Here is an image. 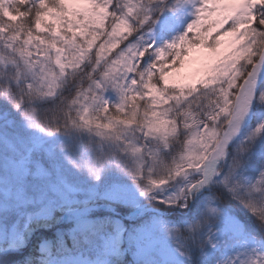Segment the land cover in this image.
Returning a JSON list of instances; mask_svg holds the SVG:
<instances>
[{
  "label": "trees",
  "instance_id": "trees-1",
  "mask_svg": "<svg viewBox=\"0 0 264 264\" xmlns=\"http://www.w3.org/2000/svg\"><path fill=\"white\" fill-rule=\"evenodd\" d=\"M183 1L185 0H116L112 8L117 15L124 14L125 18L138 28L139 42L136 47H149L146 38L149 29L155 22L167 17L174 7ZM40 2L41 0H31V14L22 21V27L11 25L0 17V26H6V30L0 32V54L10 62L18 61L24 72L31 76V81L48 85L53 94L48 96L45 95L46 91L42 93L37 91L34 95V103L28 105L22 100L23 85L16 77V70L13 68L5 71L0 81V114L4 116V122L14 119L16 122L22 121V124L27 127L28 122L25 121L27 116L24 113L30 112L35 124H39L43 131L53 134L74 132L77 136V145L84 148L98 146L99 151L110 152L117 157L120 181L137 184L140 187L152 184L155 186L160 183L167 189L170 188L172 178L167 185L169 171L182 161L194 134L202 131L207 124L209 128L216 129L220 138L226 125L224 119L213 122L207 117L218 111L217 105L221 104L222 93L231 79L232 65L239 60L238 67L244 69V60H240V56L252 41L247 40L242 44L239 42L232 51L216 62L199 87L192 89L190 93L187 90L168 89L164 97H160L158 93L155 96H149L143 85L149 79L153 60L147 59L142 64L139 61L129 64V61L135 60V56L134 51L123 48L127 40L112 51V45L116 42L113 36L99 27H90L87 19L81 20L77 17L73 20L71 14L66 18H60L56 13L48 12V15L59 24L58 31L37 33L32 19L38 11H45L37 7ZM47 2L54 6L52 0ZM132 6H135L133 16H127L128 8ZM19 7L24 12L28 10L27 4L20 3ZM145 17H147L145 23L140 24V20ZM206 24L205 22L189 23L182 30V35L189 32L191 25L198 26V30L193 29V34L201 33ZM93 34L98 37V40L92 41ZM36 37L42 39L44 43L41 44L40 39ZM131 38V36L128 37L129 40ZM89 41H92L93 48L103 44V51L99 55L96 51H89ZM54 47L60 51H54ZM254 50L257 55L253 59H256L264 50V45H257ZM29 53L31 55H28ZM40 53L44 55L41 56ZM57 55H61L60 65H63V68L55 64ZM29 64L33 67L29 68ZM129 67L133 68L135 75L128 71ZM134 79L136 83L132 86ZM114 85H122L125 90L131 86V92L127 94L138 95L140 99L131 107L125 106L123 111H117L116 106L121 103V95ZM97 96L109 98L108 105L113 107L107 114L102 113V105L95 99ZM185 96L187 99L184 98ZM168 97H176V99H168ZM262 97H264V80L256 93L249 121L227 148L225 158L216 168V174L208 184L207 191L202 192L190 208L172 209L157 199L153 200L148 189H139L145 192L141 196V204L145 203L152 210L166 213L170 217V221H165L163 231L153 232L154 237L167 238L172 247L188 258L189 264H222L230 247L243 237H254L264 242V211L254 215L241 203L243 200L257 209L264 210V130L257 131L258 128H264V98ZM153 99L167 100V102L153 106ZM17 100L22 101L19 108L16 107ZM74 100L77 102L73 103ZM153 112L157 113L155 117L151 115ZM85 113H87V119L95 118L100 123L114 124V131L105 133V136H98L95 128L79 127L80 117L85 116ZM133 113L135 117L131 125L125 126L117 122L133 119ZM188 114L194 116L196 123H193V119L189 118ZM160 119L174 121L175 134L167 135L166 130L172 127L171 124L166 125L164 131L149 132L147 125L158 122ZM185 125H191V127H185ZM135 149L140 151L134 152ZM38 157L27 182L14 180L8 174H0V247L9 243V229L20 215L27 214L31 221L37 222V214L47 199L54 196L51 189L59 187V184L54 185L48 176L54 174L53 167L59 160L56 147L48 143L41 149ZM61 157L66 162L71 159L68 151ZM37 165L43 167L46 175L39 174ZM137 171L140 172L138 178L135 177ZM225 177H227L226 181ZM32 181L39 182L40 189L28 188ZM8 188L10 190L6 193ZM229 189H234V192ZM45 191L47 197L42 200L41 193ZM21 193L26 203L18 208L17 198ZM97 197L98 201L105 202L99 198L100 195L97 194ZM77 198L81 197L77 196ZM206 202H211L218 209L223 210L241 229L240 236L235 237L220 224L219 228L223 229H221L218 249L209 259L201 257L209 233L205 226L213 224L216 227L219 220L205 213L204 203ZM115 207L120 217L125 210L130 209L124 204ZM95 211L96 217L107 213L100 209ZM155 215V212H147L137 220H123V224L129 232H133L139 238L140 242V233L150 227ZM54 216H57L56 212ZM66 229L68 227H63L62 231L66 232ZM167 229L172 230L174 235L168 237ZM41 237V239L55 240L53 234ZM124 246L128 252H131L136 245L126 243ZM79 250L80 247H71L69 242L68 248L56 245L52 255L60 257L64 254H76ZM20 255L21 252L17 251L5 254L0 251V264H10L18 260ZM261 263L264 264L262 260ZM108 264L148 263L133 261L129 253H124L119 256H109ZM151 264L171 263H162L156 259Z\"/></svg>",
  "mask_w": 264,
  "mask_h": 264
},
{
  "label": "rangeland",
  "instance_id": "rangeland-1",
  "mask_svg": "<svg viewBox=\"0 0 264 264\" xmlns=\"http://www.w3.org/2000/svg\"><path fill=\"white\" fill-rule=\"evenodd\" d=\"M64 2L95 4L96 0H64ZM246 2H249V0H186L179 3L167 17L158 20L149 29L146 35L149 48L154 51L164 50L169 44H173L174 42L179 43V37L186 24L196 21H204L207 23L206 26H211L217 16L239 12ZM19 4V0H16L14 5L9 4L8 7L12 8L17 13L24 12L22 8L19 7ZM205 5L208 7L205 8ZM48 16L50 22L46 25L47 30L36 31L35 29L37 33H56L57 30L54 28V25H56L57 22L52 16ZM28 17L29 16L26 18ZM240 24L241 22L238 20L233 25L235 29L234 35L236 36L243 34V29ZM193 37L196 42L201 44L207 39L205 30L201 33L193 34ZM238 43L239 41L234 43L228 50L214 53V55L218 56L216 62L232 51ZM180 47L183 48L184 46L180 45ZM197 56L198 54L194 53L193 56L189 57V60L186 61L185 66L180 70L179 75L176 77V82H194L192 80L193 74L200 67V63L197 61ZM57 58H59V64L56 62ZM149 59L153 60L155 64V56ZM261 62H264V60H259L257 67ZM55 64L60 66L61 55L55 57ZM214 65L210 68L209 72L213 69ZM13 68L16 70L17 79L21 81V84L23 85L22 100L26 102V104L30 105L34 103V95L37 91L38 93L50 91L48 85H41L31 81V76H28V74L24 72L23 68L19 66L18 61L14 60L10 62L0 54V81L4 72L10 71ZM203 80L199 82V85ZM36 88H38V90H35ZM102 100L104 104H109V98H102ZM253 103L254 100L252 99L249 110L246 111L238 125V131L228 141L226 151L228 146L240 134V130L244 128L249 121L252 114L250 113V110H252ZM25 121L28 122L27 127L22 124V121L16 122L14 119L5 120L4 122V116L0 114V122H4L3 124L0 123V174H8L12 179L17 181H29L32 166L36 165L41 149H43L48 143L53 144L59 154V160L53 167L54 174H49L48 176L54 185L59 184V186H62V182H66L74 190V194L81 198L90 192H95L102 197L103 194L113 186H119L132 194V205H125L126 208L130 207L129 210H125L120 217L115 209V216L120 220L123 226V220H137L147 211V204L140 203L142 195L139 189H148L149 195L153 200L157 199L160 203L167 205L172 209L184 210L190 208L195 200L201 196L202 192L207 191L206 186H208V183H210V180L214 176L212 175L203 185L189 191V188L193 183L204 178V170L201 169L198 164L195 167L188 168V164L191 161H195L201 154H205V149L203 147L205 142L198 139L194 140V137H197L198 133H195L194 137L191 138V141L193 142L191 143V146L189 144L188 150L185 153L184 158H182V161L178 162L177 165L173 166L169 171L167 185H169V182L171 181V186L167 189L164 186L162 187L160 183L155 186L152 184L150 186L145 185L144 187H140L137 184L120 181L121 174L119 171L120 166L117 167V157L113 156L110 152L104 153L99 151L98 146H96V148H92L91 146L84 148L77 145V136L74 135L76 134L74 132L61 134L48 133L43 131L40 127H37L33 118L30 119L27 117ZM226 129L227 125H225L220 138L223 137ZM105 148L109 149V147ZM66 151H68L71 156L69 162L64 161L61 157L66 154ZM224 158L225 155L213 160L212 157L209 156V161L212 163L214 170L223 162ZM181 168H185L187 171L169 181V179L173 177V174ZM89 169L97 171L100 175L99 181L89 172ZM25 172H27V175H25ZM22 177L23 179H21ZM28 188L40 189L39 182H30ZM9 190L10 188H8L6 193L9 192ZM101 205H105V202L96 200L95 208H99ZM131 207H135V209L131 210ZM95 208L90 214L93 219L96 218L95 215L97 213ZM151 209L148 207V211ZM104 210L107 211L106 208ZM204 211L209 217L217 218L219 220L216 227H214L213 224L205 226V229L208 230L209 233L201 257L203 259H209L218 249L221 229L226 227L235 237L240 236L241 229L233 219L211 202L204 203ZM162 213L163 212H158V214L152 218L153 220L150 227L145 228L140 233V242L135 244V249L131 252H128V249L124 245L118 252H111L102 244H98L92 249H88L87 246L82 244L80 245L79 252L76 254H64L61 257H54L51 254L53 253L55 246L61 245L57 233L63 232L62 226L71 224L67 213L61 211H56L58 221L52 223L50 227H37V222L31 221L27 214L20 215V218L9 229V243L4 247H0V250L1 253L4 254L14 251L21 252L20 258L10 264H108L109 256H119L124 253H129L133 261H140L148 264L153 263L156 259H159L162 263L189 264L188 258L172 247L167 238L154 237L153 232L156 230L163 231L166 225L165 221H170V217L166 215V213ZM109 214L110 213H106L105 215ZM105 215H100L98 217H103ZM220 224L223 225V228H219ZM69 228L70 226L68 229ZM47 234H53L55 240L41 239V236ZM166 234L168 237L174 235L173 231L170 229L166 230ZM21 238H23L22 247L20 246ZM45 246L48 248V252L42 253L41 248ZM78 257L80 259H77ZM261 260L264 262L263 240L254 237H243L237 241L234 246L230 247L222 264H262Z\"/></svg>",
  "mask_w": 264,
  "mask_h": 264
},
{
  "label": "snow or ice",
  "instance_id": "snow-or-ice-1",
  "mask_svg": "<svg viewBox=\"0 0 264 264\" xmlns=\"http://www.w3.org/2000/svg\"><path fill=\"white\" fill-rule=\"evenodd\" d=\"M21 4H27L28 10L25 12L17 13L8 5H14L16 0H0V17L4 21H8L11 25L22 27V21L31 14L32 3L31 0H19ZM116 3V0H96L95 4L84 3H66L64 0H52L51 6L47 0H41L37 5L40 9L45 11H38L33 18V26L36 31L47 30L46 25L50 22L48 12H54L60 18H66L69 14L72 15L73 20L79 17L81 20L87 19L90 27H99L102 30L107 31L111 36L115 38V43L112 45V51L119 47L121 43L127 40V43L123 48H127L129 51H134L135 60L129 61V64H134L135 61H139L140 64L147 59L155 56L156 62L151 66V74L148 81L143 85L147 90L149 96H155L157 93L160 97H164L165 91L168 89H185L189 93L192 89L199 87V82L202 81L210 68L216 63L218 56L214 53L228 50L234 43L239 41L241 44L247 40H251L252 43L248 45L245 52L240 56V60H244V69L238 67L239 60L233 65V71L231 79L228 82L227 87L222 93L223 99L221 104L217 105L218 111L214 114L208 115V119L215 122L221 118L224 119V123L227 125L223 137L218 138L216 129L209 128L207 124L204 125L202 131L198 133L194 140L198 139L204 141L203 147L205 154H201L195 161H191L188 164V168L195 167L197 164L204 170V178L193 183L189 191L197 188L200 185L206 183L212 175H215V171L212 167V163L209 161V156L212 159L223 157L226 154V146L232 136L238 131V125L250 106L251 100L254 98V77L256 74L257 61L264 60V53L259 54V59H253L257 55L254 48L257 45H264V0H249L246 2L241 10L236 13H228L219 15L215 18L211 26H205V33L207 39L203 44L195 41L193 37V29L198 30L197 25L189 26V32L186 35L179 37V43H173L167 45L164 50L154 51L148 47H136L139 42L137 35L138 28L134 26L130 20L126 19L124 14L117 15L112 5ZM117 3V7H119ZM134 7H129L127 16H133ZM208 6L205 5V8ZM134 18V17H133ZM147 17L140 20V24H144ZM240 21L243 34L234 35L235 29L233 25ZM54 28L58 31L59 24L54 25ZM6 30V26H0V32ZM31 36V33H29ZM132 38L129 40L128 37ZM63 39V37H61ZM36 39H40L36 37ZM98 40V37L93 34L92 41ZM92 41H89V51H96L97 55L103 51V44H100L98 48H93ZM41 44L44 43L40 39ZM180 45L184 47L181 48ZM120 48V49H123ZM54 51L59 52L60 49L54 47ZM197 53V61L200 63V67L193 74L192 80L194 82H176V77L179 75L180 70L185 66L189 57ZM28 55H31L29 53ZM41 56L44 53H40ZM59 64V58L56 60ZM25 63H28L25 61ZM29 68L33 67L32 64L28 65ZM63 68V65H60ZM130 73L135 75L132 67L128 68ZM136 83L135 79L132 81V86ZM117 91L121 95V103L116 106L117 111H123L125 106L131 107L136 103L140 97L138 95H129L131 92V86L125 90L122 85H114ZM52 91H48L45 95L51 96ZM187 99V96L184 97ZM264 98V97H262ZM102 105V113L107 114L109 109L113 106L104 104L101 97H95ZM168 99H176V97H168ZM77 101H73L76 103ZM167 100L159 101L153 99V106ZM22 101H16V107L21 106ZM28 118L32 119L30 112L24 113ZM87 113L85 116H81V123L79 127L88 129L95 128L98 136H105V133L114 131L115 125L112 123H100L95 118L87 119ZM153 117L157 113L151 114ZM184 115V113H181ZM189 118L193 119V123H196L192 114H188ZM135 113H133V119L118 120L117 122L125 126H129L134 122ZM171 124L172 127L167 129V135H173L176 132V125L174 121L160 119L158 122L149 123L147 125L149 132H161L166 129V125ZM37 127H40L37 124ZM185 127H191V125H185ZM264 130V128H258L257 131ZM119 139V137H117ZM193 141H189L191 144ZM139 149H135L134 152H139ZM39 174L46 175L41 165H37ZM187 171L185 168H181L173 174V177L182 175ZM89 172L99 181L100 175L97 171L89 169ZM27 175V172H25ZM140 172L135 173V177H139ZM23 179V177L21 178ZM227 177H225V181ZM52 192L54 196L47 199V202L41 208V211L37 214L38 220L37 227H50L52 223L58 221V218L54 216L56 211L67 213L72 226L66 232H58L57 237L62 247L68 248L69 242L71 247H80V245L87 246L88 249L95 248L98 244H102L111 252H118L123 245L138 244L139 238L133 233L129 232L115 216V206L124 204L127 206L132 205L133 197L130 192L120 188L119 186H113L107 192L103 194L100 199L105 201V206L109 215L103 217L91 218L90 214L94 211L95 202L98 199L95 192L77 198L74 194V190L66 182H62V186L53 187ZM234 192V189H229ZM255 191V187L253 188ZM145 192L142 190L141 195ZM47 197V192L41 193V199ZM18 208L22 207L26 201L23 199V193L18 196ZM243 206L247 207L254 215L261 209H257L251 203L241 200ZM110 229V230H109ZM23 246V238H21V244ZM42 253H47L48 248L42 247ZM77 259H80L79 257Z\"/></svg>",
  "mask_w": 264,
  "mask_h": 264
},
{
  "label": "bare ground",
  "instance_id": "bare-ground-1",
  "mask_svg": "<svg viewBox=\"0 0 264 264\" xmlns=\"http://www.w3.org/2000/svg\"><path fill=\"white\" fill-rule=\"evenodd\" d=\"M262 70H263V69H262ZM260 76H261V73H260V74H257V75L255 74L253 90L255 89V86H256V84H257V82H258ZM251 101H252V100H251ZM250 103H251V102H250ZM249 107H250V106H249ZM249 107H248L247 111L249 110Z\"/></svg>",
  "mask_w": 264,
  "mask_h": 264
}]
</instances>
